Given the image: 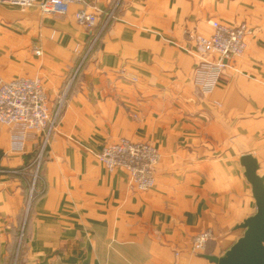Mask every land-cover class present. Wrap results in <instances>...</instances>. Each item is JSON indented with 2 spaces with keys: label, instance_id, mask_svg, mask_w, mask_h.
Listing matches in <instances>:
<instances>
[{
  "label": "crops",
  "instance_id": "1",
  "mask_svg": "<svg viewBox=\"0 0 264 264\" xmlns=\"http://www.w3.org/2000/svg\"><path fill=\"white\" fill-rule=\"evenodd\" d=\"M94 5L91 30L73 5L65 16L0 5V77L40 79L51 114L62 101L43 152L42 134L0 124V264H211L200 255L227 250L256 210L241 157L264 175V0ZM211 20L250 34L202 93L192 36L211 34ZM120 139L160 155L150 190L96 159Z\"/></svg>",
  "mask_w": 264,
  "mask_h": 264
},
{
  "label": "built area",
  "instance_id": "2",
  "mask_svg": "<svg viewBox=\"0 0 264 264\" xmlns=\"http://www.w3.org/2000/svg\"><path fill=\"white\" fill-rule=\"evenodd\" d=\"M0 5L20 10L35 6L43 16H65L73 5L76 7L73 15L75 21L88 30L95 28L99 20L94 0H0ZM208 24L212 29L211 34L192 36L194 51L199 56L192 73V83L202 93L216 88L228 63L242 57L247 46L246 38L250 34L245 24L229 27L215 20ZM33 52L35 56L41 55L39 49L34 48ZM61 106L60 100L56 111L50 113L47 96L38 78L20 77L5 81L0 77V124L20 126L24 134H42L41 152L49 141ZM24 134L12 138L13 151L22 152ZM96 159L109 172L125 171L136 189L146 192L154 185V171L160 155L150 144L120 139L105 146ZM211 238L209 230L194 236L192 251L201 253Z\"/></svg>",
  "mask_w": 264,
  "mask_h": 264
},
{
  "label": "water",
  "instance_id": "3",
  "mask_svg": "<svg viewBox=\"0 0 264 264\" xmlns=\"http://www.w3.org/2000/svg\"><path fill=\"white\" fill-rule=\"evenodd\" d=\"M240 164L256 210L235 227L242 235L227 250L219 256L200 255L211 264H264V175L258 174L257 160L250 154L242 156Z\"/></svg>",
  "mask_w": 264,
  "mask_h": 264
},
{
  "label": "rangeland",
  "instance_id": "4",
  "mask_svg": "<svg viewBox=\"0 0 264 264\" xmlns=\"http://www.w3.org/2000/svg\"><path fill=\"white\" fill-rule=\"evenodd\" d=\"M241 235H242V233H241Z\"/></svg>",
  "mask_w": 264,
  "mask_h": 264
}]
</instances>
